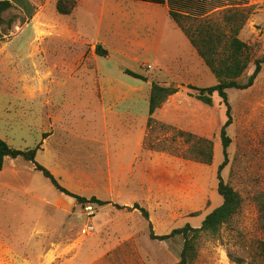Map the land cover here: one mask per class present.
<instances>
[{
  "label": "rangeland",
  "instance_id": "rangeland-1",
  "mask_svg": "<svg viewBox=\"0 0 264 264\" xmlns=\"http://www.w3.org/2000/svg\"><path fill=\"white\" fill-rule=\"evenodd\" d=\"M8 1L12 8L0 22V139L17 150L41 143L35 161L62 187L109 204H78L32 164L6 159L0 172V264H177L183 240H150L149 223L157 236L185 225L199 228L223 202L217 174L224 161L219 132L226 108L216 93L207 107L187 89L214 86V75L189 54L193 50L174 24L164 27L157 61L137 48L131 57L139 61L127 59L122 51L131 50L135 35L141 42L147 30L148 8L140 2L75 0L74 12L62 16L57 0ZM205 3L210 9H247L239 38L253 58L264 56V0ZM96 45L106 57L95 54ZM165 55L176 61L151 63L163 64ZM125 69L146 81L124 75ZM252 70L250 65L241 80ZM16 81L30 82L37 98L22 103L32 108L22 118L14 108L21 93ZM152 82L178 92L147 128ZM21 87L28 93L30 86ZM227 94L231 145L221 176L242 204L217 236L201 239L194 264H264L257 206L264 196V66L250 89ZM178 130L210 140L212 164L179 156L188 145ZM135 204L148 212V221L138 210L114 206Z\"/></svg>",
  "mask_w": 264,
  "mask_h": 264
},
{
  "label": "trees",
  "instance_id": "trees-1",
  "mask_svg": "<svg viewBox=\"0 0 264 264\" xmlns=\"http://www.w3.org/2000/svg\"><path fill=\"white\" fill-rule=\"evenodd\" d=\"M131 1L166 5L168 7L170 20L188 39L191 46L196 50L198 56L216 80V84L209 88H198L188 85V90L196 92L195 95L190 94V96L194 97L201 104L211 107L213 104V94L216 93L221 100V104L226 108L227 120L219 132L224 161L219 166L217 174V192L222 198V204L205 217L199 228L185 225L182 228L171 231L168 235L157 236L153 233L149 223L150 240L167 242L175 238H181L183 244L177 264H194L197 259L198 244L201 239L203 237L217 236L223 225L229 223L241 208L242 200L240 195L221 176L222 171L228 165V148L231 145V139L227 134V129L232 124V109L228 102L227 91H244L250 89L263 69L264 56L253 58L250 46L239 38L241 30L250 16L247 9L228 8L218 13L207 15L208 11L205 8V0ZM76 7L77 2L75 0H57L55 4L57 14L62 16H70ZM11 8L12 4L8 0L0 1V22H2V15ZM13 22L14 20L10 19L8 25L10 26ZM95 54L100 57L107 56V52L100 45H96ZM250 65H253V70L242 81L241 78ZM125 74L142 80L143 82L146 81L144 76L132 71L125 70ZM177 92L178 90L174 87L164 86L155 82L151 83L148 98L147 128H150L155 123L153 115ZM176 134L188 145V148L181 152L179 156L183 159L193 160L205 165L212 164L213 146L210 140L181 130L176 131ZM144 145L146 147V141ZM40 146L41 143L33 149L17 150L9 146L6 141L0 139V172L4 168L6 159L16 160L20 158L32 164L34 171L41 173L44 178L49 180L56 191L73 198L76 203L81 205L94 204L97 206L109 204V202L96 199L95 197L90 199L80 197L62 187L46 168L35 161ZM147 146L149 147V145ZM150 149L152 148L150 147ZM157 151L163 150L160 149ZM114 206L120 210H138L146 221L149 220L148 212L137 204L133 208L119 205ZM257 206L260 216L264 221V196L258 198ZM192 216H196V213ZM260 257L264 259V243L260 245Z\"/></svg>",
  "mask_w": 264,
  "mask_h": 264
},
{
  "label": "crops",
  "instance_id": "crops-1",
  "mask_svg": "<svg viewBox=\"0 0 264 264\" xmlns=\"http://www.w3.org/2000/svg\"><path fill=\"white\" fill-rule=\"evenodd\" d=\"M140 3L143 4L142 6H145L148 8L147 9L148 10V16L143 21V22H145V24L147 26V28H146L147 30L144 31V36H143L141 42H138L137 35H135L134 40L132 41L131 50L129 49V50L122 51V52L127 57V59L137 63L139 60L137 58L131 57L132 55H135L133 48H137V49L142 50V52L145 53L147 56L152 55L157 61L158 55L160 56V54H161L160 53V44H161V39H162L161 36L163 35L164 27L170 26L171 24H174V23L170 20V18L168 16V7L166 5H155V4H149V3H144V2H140ZM205 8H207L206 3H205ZM222 10H223V8H213V9L207 8V11H208L207 15H211L213 13H216V12H219ZM172 26H175V24ZM176 29L183 35V33L180 31V29H178L177 27H176ZM176 29L173 28L172 32L175 33ZM176 34H177V32H176ZM184 38L186 39L187 43L189 44V46L192 48L193 51L190 52L186 48L185 49L189 52V54H191V55L194 54V55L198 56L196 50L191 46L188 39L185 36H184ZM166 58H167V60H166ZM162 59H163V61H165L163 64H158L157 62H153V61L151 63H154L159 67H164L163 65L168 64L169 61H171V60L176 61V58L171 57L170 55H165L164 58H162ZM200 60H201V58H200ZM201 62L203 63L202 60H201ZM148 67H150V66H148ZM125 70H124V75H126ZM136 80H139V79H136ZM139 81H142V80H139ZM16 82H17L16 83L17 85H19V83H20V92L21 93H20V95H18V97H19L18 102H20V103L16 104L14 108H15L16 112L22 111L21 115L17 114L18 118H22V117H25L26 114L31 115V111H32L31 107L28 108V107H26V105H22V103L23 102L26 103L27 101L30 102L32 99L36 98V96H34V93H32V88H31L30 82H29V85H26L27 81H20L19 83H18V81H16ZM22 83H23V85L27 86V88L30 86L28 89V93H27V90L25 88L22 89V87H21ZM31 83H32V81H31ZM150 86H151V84H150ZM23 91H26L25 94L22 93ZM174 98H176V94L171 96L167 100V102L163 105V107H166L170 103V101H175ZM17 99L18 98H16V100ZM36 100H37V98H36ZM147 113H148V110H147ZM44 138H45V133L42 134V140ZM5 141H8V139H6Z\"/></svg>",
  "mask_w": 264,
  "mask_h": 264
},
{
  "label": "water",
  "instance_id": "water-1",
  "mask_svg": "<svg viewBox=\"0 0 264 264\" xmlns=\"http://www.w3.org/2000/svg\"><path fill=\"white\" fill-rule=\"evenodd\" d=\"M175 89H177V87H175Z\"/></svg>",
  "mask_w": 264,
  "mask_h": 264
},
{
  "label": "built area",
  "instance_id": "built-area-1",
  "mask_svg": "<svg viewBox=\"0 0 264 264\" xmlns=\"http://www.w3.org/2000/svg\"><path fill=\"white\" fill-rule=\"evenodd\" d=\"M148 68H150V67H148Z\"/></svg>",
  "mask_w": 264,
  "mask_h": 264
}]
</instances>
